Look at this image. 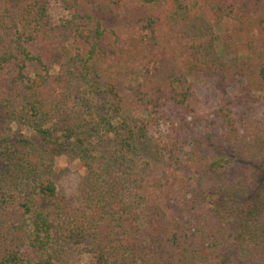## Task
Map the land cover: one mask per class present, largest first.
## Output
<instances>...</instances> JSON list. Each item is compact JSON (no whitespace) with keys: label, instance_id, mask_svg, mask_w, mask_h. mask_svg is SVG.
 Instances as JSON below:
<instances>
[{"label":"trees","instance_id":"obj_1","mask_svg":"<svg viewBox=\"0 0 264 264\" xmlns=\"http://www.w3.org/2000/svg\"><path fill=\"white\" fill-rule=\"evenodd\" d=\"M56 1L0 0V264H264V0Z\"/></svg>","mask_w":264,"mask_h":264},{"label":"rangeland","instance_id":"obj_2","mask_svg":"<svg viewBox=\"0 0 264 264\" xmlns=\"http://www.w3.org/2000/svg\"><path fill=\"white\" fill-rule=\"evenodd\" d=\"M47 17L52 24H60L66 20L69 15L56 0H49ZM214 25L218 31H221L224 26V22L215 21ZM217 48L219 49V52H221V47L219 44L217 45ZM54 70L58 71L57 65L54 67ZM25 132L29 135H32L28 128H25ZM55 166L57 170L56 181L58 187L68 196H72L75 191V185L77 184V177L82 172V169H80L78 165V161L63 155L56 158ZM73 257L74 260L82 264H86L88 259L87 254L84 252L77 253Z\"/></svg>","mask_w":264,"mask_h":264}]
</instances>
